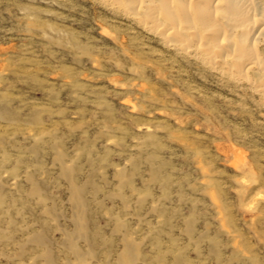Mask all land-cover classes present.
<instances>
[{"label": "rangeland", "instance_id": "374dc122", "mask_svg": "<svg viewBox=\"0 0 264 264\" xmlns=\"http://www.w3.org/2000/svg\"><path fill=\"white\" fill-rule=\"evenodd\" d=\"M102 5L0 0V264H264L261 101Z\"/></svg>", "mask_w": 264, "mask_h": 264}, {"label": "bare ground", "instance_id": "6f19581e", "mask_svg": "<svg viewBox=\"0 0 264 264\" xmlns=\"http://www.w3.org/2000/svg\"><path fill=\"white\" fill-rule=\"evenodd\" d=\"M100 1L165 47L255 94L264 108V0Z\"/></svg>", "mask_w": 264, "mask_h": 264}]
</instances>
